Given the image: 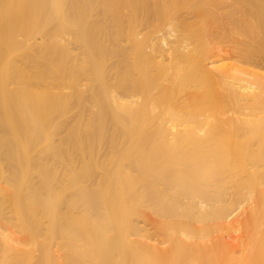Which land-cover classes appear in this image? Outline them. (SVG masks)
<instances>
[{"label": "bare ground", "instance_id": "6f19581e", "mask_svg": "<svg viewBox=\"0 0 264 264\" xmlns=\"http://www.w3.org/2000/svg\"><path fill=\"white\" fill-rule=\"evenodd\" d=\"M0 264H264V0H0Z\"/></svg>", "mask_w": 264, "mask_h": 264}, {"label": "rangeland", "instance_id": "374dc122", "mask_svg": "<svg viewBox=\"0 0 264 264\" xmlns=\"http://www.w3.org/2000/svg\"><path fill=\"white\" fill-rule=\"evenodd\" d=\"M70 37V35H68ZM66 34L64 35V38L66 39L65 41L68 42L67 44L70 46V48H72L71 50L73 51V53L75 54H78L80 53V47L78 45V43H76V40L72 38V36L69 38ZM71 44V45H70ZM78 51V52H77ZM75 54V55H76ZM81 54V53H80ZM79 56V54L77 55ZM118 59L117 58H112L110 60H108V63H109V66H116L118 64ZM110 70V69H109ZM111 72H112V69H111ZM79 108L75 111L76 113H78L79 111ZM64 120V119H63ZM65 121V120H64ZM149 227V226H148Z\"/></svg>", "mask_w": 264, "mask_h": 264}]
</instances>
